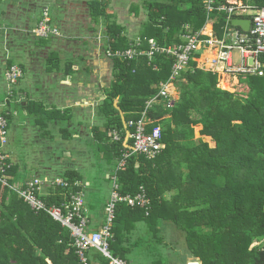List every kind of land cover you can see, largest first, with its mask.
Instances as JSON below:
<instances>
[{
  "label": "trees",
  "instance_id": "obj_1",
  "mask_svg": "<svg viewBox=\"0 0 264 264\" xmlns=\"http://www.w3.org/2000/svg\"><path fill=\"white\" fill-rule=\"evenodd\" d=\"M255 3L261 6L264 0ZM89 5L93 22L101 17L106 21L105 46L112 51L128 48L124 28L107 12V3L93 0ZM141 7L146 11V21L140 38L153 39L160 45L179 42L182 24L189 23L197 30L206 21L203 0H147ZM135 10L137 13L139 6ZM218 17L216 29L224 22L223 13ZM54 56L50 54L48 60L51 62ZM5 58L7 69L13 61ZM112 59L113 79L99 105L106 121L102 127H93L94 137L106 145L102 151L107 160H124L117 171L118 192L134 194L142 185L150 200L148 209L117 203L110 241L112 255L127 257L128 248L122 245L126 240L124 228L145 222L156 234L157 224L164 219L184 233L186 247L199 264H263L264 74L245 78L249 90L241 93L218 88L212 72L193 69L182 73L176 81L179 97L174 105L165 108L161 102L148 112L157 123L167 120L161 126L164 149L153 159L139 154L124 157L129 149L121 139L111 142L108 134L122 128L121 114L126 118L130 112L135 120L140 117L147 98L169 78L172 59L160 55L150 64L145 56ZM11 91L16 94L13 86ZM1 93L0 101L8 91ZM27 109L38 114L36 121L43 129L48 119L69 118L59 110L45 111L34 102H28ZM1 113L9 122L11 113ZM199 124L201 136L196 137L194 126ZM202 136H210L214 145ZM17 171L16 165L7 169L10 184H16ZM63 176L80 179L75 170ZM59 191L57 188L42 199L46 204L58 203L62 199ZM140 243L137 239L133 245ZM71 244L69 233L59 222L43 211L32 210L0 182V264H82ZM92 251L87 252V264H108L107 258Z\"/></svg>",
  "mask_w": 264,
  "mask_h": 264
},
{
  "label": "crops",
  "instance_id": "obj_2",
  "mask_svg": "<svg viewBox=\"0 0 264 264\" xmlns=\"http://www.w3.org/2000/svg\"><path fill=\"white\" fill-rule=\"evenodd\" d=\"M53 1L56 10L51 12L49 8L50 6L43 2L44 4H42L41 6L39 14H36V16L34 17L35 19L32 23L33 15H31V13L37 10V4L35 3V0H31V2L29 1L27 6L23 5L24 2L26 3V0H0V2L3 3L2 5H0L2 6L0 8V89L2 88L1 90H3L4 94L5 91H8V85L6 84L3 74L6 69L7 61L5 57L9 56L10 59L13 61V64L18 65L22 69V77L17 82V84L14 85L16 94H14L13 99L10 101L11 104L9 105L8 103V112L11 113V115L16 114V112H19V114L23 113L27 115V120H24L26 122H28V120H31V122L36 127V142H39L40 145H44L43 142L48 139L57 138L60 141H65L67 139L66 142L71 141V139H74V144H68V159H72L71 155L75 157L78 155H85L86 152L84 150L89 147L94 149L95 153L97 152V154L103 155L102 158L107 159L105 157L104 152L102 151V149L107 148L106 145L104 144V142L96 139L93 133V127H102V120H106L105 116L99 110V105L102 104L103 100L105 99L106 92L109 86H104L101 79L107 78L106 80L110 85V82L113 79V72L115 69L113 59L110 57H105L101 50H97V42L96 40H94L95 34L100 31L98 29L99 25H101V19H99V22L95 23L93 22L90 14L88 13L84 15L81 19L80 16H78L74 17L76 18L75 20L68 21V18L64 17L63 19V15L60 16L61 7H59L58 3H56V0H52L51 2ZM145 1L147 0H113V3L130 4L127 10V16L129 19H136L143 13V19L146 20V12H144L141 7V4ZM133 5L139 6V11L137 13H135L136 10L132 8ZM24 6L27 8H24ZM44 7H47L49 9V15L52 19V22L57 25L59 29V34L50 36L48 38L35 37V39L32 38V45H26L24 31L25 29L29 30L30 28L32 29L35 27L36 23L41 18V13ZM28 8H31L30 12H26V9ZM119 8L120 7H118V9ZM107 12L111 13V11L108 10ZM116 12L117 11L112 10V14ZM116 14L115 16L113 15L114 18L120 25L124 26L123 23L125 21L121 22L118 20V18L121 16V14H126L125 9L123 11L121 9L120 12H117ZM121 17H123V19L127 18L125 15ZM78 22L80 24L78 26L80 27L77 29L76 24ZM64 23H66V25H64ZM68 23L72 24L71 27L68 26ZM4 24L6 25V27ZM64 26H66L67 29H65ZM5 28L6 30H9L4 31ZM136 30L141 31L139 25ZM103 40H105V38ZM175 43L178 42L165 45H173ZM6 53H8L9 55L7 56ZM52 53H55L54 57L56 58H53L50 62L48 60V57ZM82 62H84L85 66L81 64ZM147 63L150 64L148 61ZM195 65L196 64L193 63L194 69H201L207 71L205 69H202V67L198 68ZM215 75L217 78V86L218 76L217 74ZM175 89L176 91L174 92L176 94V102L179 97V92L176 85ZM157 94L158 92L152 97L147 98L143 110L139 113L140 117L144 113L145 117L149 121L147 130H150L155 125H160V122L157 123L153 118L148 116V112L154 108L153 105L157 101H159V104L161 102H164V107L168 108L167 101L162 97H157ZM16 97L18 99L20 98V100L14 101ZM4 101L5 98L0 101V106H2L1 103H3ZM150 101L152 102L149 106H147V102ZM28 102H34L42 105L45 111L59 110L60 114L67 115L69 118L66 120H61L57 117L51 118L44 122V129L41 127L38 128L39 124L36 121L38 114H36L34 111H32V113L29 112V110L27 109ZM114 103H117L116 99L114 100ZM4 109L2 108L0 112H5ZM95 111L99 113L100 117L96 115L98 119L94 120L92 119V115H94ZM131 114L132 113L130 112L126 113V118H124L121 114L123 122L122 128L113 129L109 132L110 138L112 137L114 131L119 134L121 142L123 143L125 149H129L131 145V141L126 140V134L129 131L127 123L128 121L135 120L131 117ZM166 117L168 118L169 116L167 115ZM88 122L92 123L88 126ZM53 128H55L56 130L52 131ZM199 128V130H195L196 137L201 136L200 130L202 126L200 125ZM37 133H40V135H37ZM79 133L83 134V136H86L85 138L87 139L80 141V138L78 137ZM42 134L45 135L41 136ZM92 137L94 138V140ZM202 137L211 146L214 145V142L212 141L210 136ZM88 140L90 142H88ZM111 142L116 141L111 140ZM80 148H82V151L80 150ZM72 152L73 154H71ZM15 154L17 157L19 156L17 151ZM10 156L11 153H9V157ZM17 157L15 161H12L10 158L11 162H14L12 165L17 166V172L19 173V178L16 182V185L23 187L24 182L32 178H38L41 180L47 179L49 181H52L55 178H61L63 180H66L69 183V186L67 188L64 189L58 186H51L47 184L42 189L41 193L39 194V197L42 199V196H48L49 193L55 191L58 188V190H60L59 194L62 196V199L58 203L46 205H59L61 202L69 198L70 193L75 191H81L83 193L88 219L90 220L89 229L98 230L103 226L105 222L104 208L108 202L110 193L112 191L114 179L119 185L117 175V171L119 170V160L117 161L116 158L110 159V161L115 162L116 166L112 168L113 170H111L110 174H108V177L111 180V189L109 195L106 196L105 200L102 203V211H104V217H100L98 211L94 210L95 212L91 213L90 205L86 203L85 199V185L82 179V175L77 169L78 167L76 168L73 163L70 162L68 164H63L62 161L64 160V157H56L55 160H50V162H48V164L58 162V165L55 167L56 169L54 168L53 170L52 167L49 165L48 167H41L38 171H35V173L31 174L30 176H24L22 174V171H24L25 169L23 159L22 157H19V159ZM51 170H53L52 173L50 172ZM69 170L77 171L80 179H69L68 177H64L63 173ZM76 181L79 182L78 186L74 185V182ZM141 186L142 185L138 187V191ZM138 191H136V193ZM42 200L44 201V199ZM65 230L68 232L67 229ZM92 252L95 251L93 250ZM127 262L129 264H133L129 260ZM188 262H190V260L187 261L185 264H188Z\"/></svg>",
  "mask_w": 264,
  "mask_h": 264
},
{
  "label": "built area",
  "instance_id": "obj_3",
  "mask_svg": "<svg viewBox=\"0 0 264 264\" xmlns=\"http://www.w3.org/2000/svg\"><path fill=\"white\" fill-rule=\"evenodd\" d=\"M203 5L206 9L204 25L194 30L189 23L182 24L179 34L180 42L173 45H160L153 39L140 38L135 43H130L126 49L115 51L107 49V56L121 60L145 56L149 63L160 55L171 58L170 76L159 87L157 94V97H162L167 101V107H172L175 103L176 81L182 73L194 69L193 63L198 68L202 67V69L217 74V86L226 90H235L246 84L243 81L248 76H262L264 74V61L262 60L264 56V5L252 4L251 0H203ZM214 12H217L216 16H212ZM219 13L224 14V22L216 29ZM233 19H249V29L244 31L239 26L233 25ZM33 29V34L37 38H48L59 34V29L52 22L47 7L43 8L41 18ZM144 44L147 45L146 49L142 48ZM21 77L22 69L16 64H12L4 71L8 93L5 101L1 103L2 106H8V101L14 95L11 87H14ZM151 102H147V106ZM5 113L7 114L8 110H5ZM148 124L149 121L144 113L139 119L128 121L129 131L126 134V140H130L131 145L124 157L139 154L147 159H153L164 149L161 126L155 125L147 130ZM7 139L8 120L0 112V182L22 198L32 210L47 213L67 229L72 239L71 245L82 264L88 263L87 252L89 250L100 252L108 259V264H129L125 259L112 255L110 250L115 209L119 202L126 203L130 207L139 205L148 209L150 200L144 187L141 186L134 195H122L118 192L119 185L113 178V188L104 208L105 222L98 230H90V220L81 191L70 193L69 198L59 205L48 206L39 197L47 184L67 188L69 183L66 180L55 178L49 181L32 178L26 180L23 187L10 184L7 169L12 164L4 149ZM113 139L120 140L116 131L113 132ZM123 165L124 160L122 159L118 164V169ZM74 185L78 186L79 182H74Z\"/></svg>",
  "mask_w": 264,
  "mask_h": 264
},
{
  "label": "rangeland",
  "instance_id": "obj_4",
  "mask_svg": "<svg viewBox=\"0 0 264 264\" xmlns=\"http://www.w3.org/2000/svg\"><path fill=\"white\" fill-rule=\"evenodd\" d=\"M30 0H26V3L24 2L23 5L27 6ZM52 0H35V3L37 4V10L35 12H32L31 15H33L32 23L34 21V17L36 14H39L41 10L42 4L46 3L47 6L50 8L51 12L55 11V5ZM93 0H56V3H58L59 7H61L60 16L63 15V19L68 18V21L75 20L76 18L80 16V19L83 18L84 15L89 13V3ZM102 3H107V10L111 11V15H114L117 12H120L125 9L126 14H121V16L125 15L127 18L119 17V21H125L123 24V34L126 35L127 40L129 43H135L140 39V30H136L138 25L142 29L143 24L146 20H144V14L142 13L139 17L136 19L128 18L127 16V10L130 6V4H116L113 3V0H98ZM119 1V0H118ZM44 2V3H43ZM252 4H255V0H251ZM3 3L0 2V5ZM24 8H27L25 7ZM2 6H0L1 8ZM118 7H120L118 9ZM133 9H136V5H133ZM31 8L26 9V12H30ZM112 10L117 11L116 13L112 14ZM139 11V10H138ZM144 12H146L143 9ZM136 13V12H135ZM30 15V16H31ZM117 16V14H116ZM146 17V13H145ZM146 19V18H145ZM144 20V21H143ZM105 20L101 17V25H99L100 30L97 34H95V39L97 42V50H101L103 52V55L108 58L106 54V50L108 49L105 46L104 38L107 37V29L105 27ZM67 23V22H66ZM64 23V25H66ZM119 24V23H118ZM5 25V24H4ZM71 23H68V26L71 27ZM79 22L76 24L77 29L80 27ZM137 25V26H136ZM33 26V25H32ZM6 27V25H5ZM65 29H67L66 26H64ZM1 28V26H0ZM6 28L4 29V31ZM9 30V29H8ZM6 30V31H8ZM25 29V40L26 45H32L33 39H35V35L33 34V28L27 30ZM97 30V31H98ZM62 35V34H61ZM59 37V36H58ZM39 41V40H37ZM54 63V62H52ZM84 65V62L81 63ZM85 66V65H84ZM4 75V74H3ZM107 78L101 79L104 86H109ZM2 89V88H1ZM0 89V96L2 95V91ZM237 92L241 93H247L249 90V87H247L246 84L240 86L239 88L235 89ZM17 97L14 99V101H18ZM102 101V100H100ZM99 101V102H100ZM159 104V101H157L153 107L156 108V105ZM5 107V110L9 109V106H0V110ZM99 113L97 111L94 112V115H92V119H98ZM24 119L27 120V115L25 114H19V112H16V114H13L12 117L9 120L8 124V139L7 143L4 146L5 151H8L11 153V156L8 159L11 164V162L16 160V151L18 152L19 156L23 159L24 164V171H22V174L24 176H30L31 174L35 173V171H38L41 167H48L49 165L54 168L58 165V162H54L51 164H48L50 160H55L56 157H64V160L62 161L63 164L73 163V165L79 170L80 174L82 175V179L84 181L85 185V199L86 203L90 205L91 213H94L95 211H98L100 217H104V211H102V203L105 200L106 196L109 195L110 189H111V180L108 177V174H110L112 168H114L115 162L110 161L109 159L102 158L103 155L95 153V150L92 148H86L84 151L86 152L85 155H78V156H72V159H68L69 153L67 152V148L69 147L68 144L72 143L74 144V139H71V141L66 142L60 141L57 138L54 139H48L43 142L44 145H40L39 142H36L35 136H36V127L31 122V120H28L26 122ZM102 119V117H101ZM101 125L103 126L105 121ZM167 122V120H164L160 122L159 124L162 126ZM92 122H88L91 124ZM41 125H38V128H40ZM200 125L195 126V130H199ZM27 128V129H26ZM56 129L53 128L52 131H55ZM40 135V133H37V135ZM51 134V133H50ZM110 136V134H108ZM119 135V134H118ZM43 136V135H41ZM78 137L80 138V141H83L87 138L86 136H83V134L79 133ZM91 137V136H90ZM93 138V137H92ZM94 140V138H93ZM113 139L110 138V141ZM119 141V140H114ZM46 142V143H45ZM88 142H90L88 140ZM88 147V144H87ZM73 150V149H72ZM82 151V148H80ZM73 154V152L71 153ZM86 157V158H85ZM11 158V160H10ZM58 168V167H57ZM56 169V168H55ZM53 170L50 172L52 173ZM172 193H167L166 195L170 196ZM95 210V211H94ZM158 231H156V234L149 230V227L146 225L145 222H137L134 223L133 226H131L129 229L124 228L123 235L126 237V240L122 242V245L126 248H128L127 257L125 260L131 261L133 264H185L187 261H193L198 260L197 258H194L188 251L186 244H185V238L184 233L180 231L175 225L170 223L167 220L161 219V221L157 224ZM137 239H141V245H133Z\"/></svg>",
  "mask_w": 264,
  "mask_h": 264
},
{
  "label": "water",
  "instance_id": "obj_5",
  "mask_svg": "<svg viewBox=\"0 0 264 264\" xmlns=\"http://www.w3.org/2000/svg\"><path fill=\"white\" fill-rule=\"evenodd\" d=\"M232 24L239 26L244 31H247L250 26V20L249 19H233ZM188 264H198V262L190 261L188 262Z\"/></svg>",
  "mask_w": 264,
  "mask_h": 264
},
{
  "label": "bare ground",
  "instance_id": "obj_6",
  "mask_svg": "<svg viewBox=\"0 0 264 264\" xmlns=\"http://www.w3.org/2000/svg\"><path fill=\"white\" fill-rule=\"evenodd\" d=\"M208 138V137H207ZM193 261H197L198 262V260H193ZM198 264H199V262H198Z\"/></svg>",
  "mask_w": 264,
  "mask_h": 264
}]
</instances>
